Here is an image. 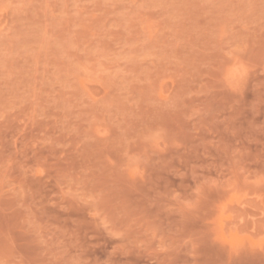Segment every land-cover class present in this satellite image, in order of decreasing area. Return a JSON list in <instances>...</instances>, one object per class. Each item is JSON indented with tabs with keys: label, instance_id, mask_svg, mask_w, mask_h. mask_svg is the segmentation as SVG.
I'll use <instances>...</instances> for the list:
<instances>
[{
	"label": "rangeland",
	"instance_id": "1",
	"mask_svg": "<svg viewBox=\"0 0 264 264\" xmlns=\"http://www.w3.org/2000/svg\"><path fill=\"white\" fill-rule=\"evenodd\" d=\"M0 264H264V0H0Z\"/></svg>",
	"mask_w": 264,
	"mask_h": 264
}]
</instances>
